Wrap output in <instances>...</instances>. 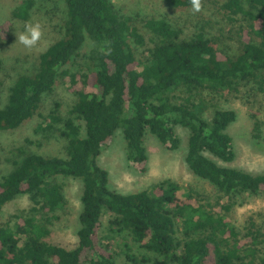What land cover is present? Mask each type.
<instances>
[{
    "label": "trees",
    "instance_id": "1",
    "mask_svg": "<svg viewBox=\"0 0 264 264\" xmlns=\"http://www.w3.org/2000/svg\"><path fill=\"white\" fill-rule=\"evenodd\" d=\"M64 1L60 36L38 55L35 72L19 74L9 87L0 106V130L32 118L44 95L63 80L73 104L63 116L55 102L36 131L60 137L66 157L17 149L19 160L0 178V212L21 195L29 205L27 214L0 225V264H264L253 230L241 236L225 216L245 198L264 196V172L223 166L210 157L235 158L227 130L237 114L218 106L215 98L251 82L264 95V0L223 1L230 20L241 15L245 22L235 47L219 45L202 31L184 37L181 27L165 18L121 14L110 0ZM166 1L177 9L200 3ZM35 3L19 0L0 36H7L12 19L28 21ZM177 126L188 131L185 162L215 188L214 203L192 191L182 198L170 178L129 193L109 187L97 158L118 130L127 160L145 172V135L174 150L180 145ZM59 177L82 182L72 246L49 240L50 214L68 204ZM120 240L123 262L113 250Z\"/></svg>",
    "mask_w": 264,
    "mask_h": 264
},
{
    "label": "rangeland",
    "instance_id": "2",
    "mask_svg": "<svg viewBox=\"0 0 264 264\" xmlns=\"http://www.w3.org/2000/svg\"><path fill=\"white\" fill-rule=\"evenodd\" d=\"M110 1L121 14L137 19L153 16L165 18L173 25L181 27L184 37L202 31L208 38L219 42V45H238L239 27L245 23L241 15L232 20L228 18V13L221 8L224 0H200V3L191 9L174 8L166 0ZM35 2L28 21L12 19L7 36H0V106L6 103L9 87L15 78L19 74L35 72L38 55L60 36V27L66 16L65 1ZM18 3L19 0H0V28L10 19L11 10ZM82 52H87L86 47ZM76 68L72 64L71 70ZM206 97L209 98L207 94ZM74 100V95L68 90V84L59 80L54 91L44 95L38 113L16 129L0 130V178L13 168L14 161L19 160L21 152L18 148L24 152L66 157L63 140L56 134L47 138L40 130L36 131V127L42 122V115H46L55 102L60 103V114L65 116ZM214 103L236 111V120L227 130L233 138L235 158L231 162H224L212 155L210 157L223 166L239 168L252 174L263 173L264 95L259 91L257 84H241L239 91L233 94L226 92L216 97ZM176 131L180 137V145L174 150L166 149L151 133L145 135L144 145L148 160L146 171L139 172L127 160L125 140L121 130H118L112 141L102 147L97 158L98 165L108 173L109 187L118 192L129 193L150 188L154 183L170 178L179 184V195L182 198L188 191H192L202 201L214 203L218 194L215 188L193 174L185 162L187 129L177 126ZM57 180L63 187L68 204L65 211L50 214L52 217L49 227L52 234L49 240L72 246L79 227L82 182L73 177H59ZM225 200L222 199V203ZM28 205V198L24 195L8 203L0 212V225L12 220L13 215L27 214ZM225 216L241 236H244L248 229L253 230L259 242L257 247L264 249L263 195L245 198L242 204L233 206ZM102 222L103 230L106 231L107 214L103 215ZM113 250L119 261L123 262L124 249L121 240Z\"/></svg>",
    "mask_w": 264,
    "mask_h": 264
}]
</instances>
